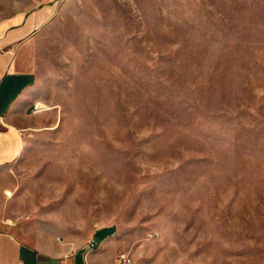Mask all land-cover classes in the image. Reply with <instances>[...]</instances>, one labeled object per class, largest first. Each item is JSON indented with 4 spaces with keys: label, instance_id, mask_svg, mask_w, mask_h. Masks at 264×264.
Returning <instances> with one entry per match:
<instances>
[{
    "label": "rangeland",
    "instance_id": "obj_1",
    "mask_svg": "<svg viewBox=\"0 0 264 264\" xmlns=\"http://www.w3.org/2000/svg\"><path fill=\"white\" fill-rule=\"evenodd\" d=\"M41 6L0 220L69 249L111 228L134 264H264V0H0V19Z\"/></svg>",
    "mask_w": 264,
    "mask_h": 264
},
{
    "label": "crops",
    "instance_id": "obj_2",
    "mask_svg": "<svg viewBox=\"0 0 264 264\" xmlns=\"http://www.w3.org/2000/svg\"><path fill=\"white\" fill-rule=\"evenodd\" d=\"M50 6L17 12L0 19V170L13 165L23 150V121L33 106L35 72L28 58L33 36L52 18ZM6 180L0 181V198ZM10 193L7 191L5 194ZM10 221V220H9ZM0 220V264H116L123 252L114 230L104 228L76 249L53 239L41 243L29 237L27 229ZM90 238V239H92Z\"/></svg>",
    "mask_w": 264,
    "mask_h": 264
},
{
    "label": "built area",
    "instance_id": "obj_3",
    "mask_svg": "<svg viewBox=\"0 0 264 264\" xmlns=\"http://www.w3.org/2000/svg\"><path fill=\"white\" fill-rule=\"evenodd\" d=\"M87 244L89 249H94L97 246L93 238L90 239ZM116 264H134V261L133 258L128 253L120 252L116 258Z\"/></svg>",
    "mask_w": 264,
    "mask_h": 264
},
{
    "label": "bare ground",
    "instance_id": "obj_4",
    "mask_svg": "<svg viewBox=\"0 0 264 264\" xmlns=\"http://www.w3.org/2000/svg\"><path fill=\"white\" fill-rule=\"evenodd\" d=\"M8 194H10V193H8Z\"/></svg>",
    "mask_w": 264,
    "mask_h": 264
}]
</instances>
